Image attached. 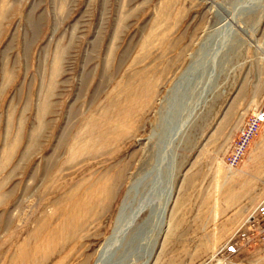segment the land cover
I'll return each instance as SVG.
<instances>
[{
	"label": "rangeland",
	"instance_id": "374dc122",
	"mask_svg": "<svg viewBox=\"0 0 264 264\" xmlns=\"http://www.w3.org/2000/svg\"><path fill=\"white\" fill-rule=\"evenodd\" d=\"M261 109L264 0H0V264H95L165 126L166 218L144 210L115 264H264V123L228 166Z\"/></svg>",
	"mask_w": 264,
	"mask_h": 264
},
{
	"label": "bare ground",
	"instance_id": "6f19581e",
	"mask_svg": "<svg viewBox=\"0 0 264 264\" xmlns=\"http://www.w3.org/2000/svg\"><path fill=\"white\" fill-rule=\"evenodd\" d=\"M185 126H187V125H185ZM168 128H169L168 126L167 127L165 126V128L163 129V132H165V133L168 132V133H167L165 138L163 137L164 139H162V140H164V141L158 146L159 155L157 157V161L153 165L152 169L150 168V171H148L146 174H145L146 169H144L145 175L143 174L144 176H141L142 178L139 177L140 179H138V182L141 183L143 181V184L145 183L144 180L147 179L146 182L148 181V183L145 184V188H146V192L147 191H149V192L142 195L140 203L132 211V214L130 213L131 216L127 215L126 217L122 216L120 218L119 227L114 229L115 232H113L112 235L109 236V238L105 241L104 244L106 246L104 247V245H102L101 248L99 249L98 254L100 253V251H101V254L99 255V258L97 257L99 259L97 264H100L99 261L101 262L103 259L108 261L110 258H111V264L116 263L114 257L112 256L113 253H115L121 247L125 236H127L128 231H130L129 228H131V226L135 224V222L137 221L136 219H138L139 215L142 212H144V210H146L147 208H148V210L151 209L150 210L151 213H150L148 219H149V221L153 220L152 221L153 223H155V222L158 223V221L160 222L161 220L163 222L164 219L166 218L168 206L172 200V194H173L172 182H173V177H174V167H176L175 166V160L177 158L175 150H174V148L177 146L175 144V139H177V138L174 139V137H175L174 135H176L179 132L177 130V128L176 129L171 128V130H170L171 134H170ZM149 166H150V164H149ZM140 175H142V174H140ZM140 175H138V176H140ZM138 176H136V177H138ZM132 186H134V185H132ZM140 190L141 189H138V191H140ZM134 191H136V190H134ZM134 200H136V199H134ZM124 204H126V203H124ZM128 204H130V203H128ZM122 208H125V207L122 206ZM144 215L146 216V214H144ZM117 223H115V224H117Z\"/></svg>",
	"mask_w": 264,
	"mask_h": 264
},
{
	"label": "built area",
	"instance_id": "2783aa9c",
	"mask_svg": "<svg viewBox=\"0 0 264 264\" xmlns=\"http://www.w3.org/2000/svg\"><path fill=\"white\" fill-rule=\"evenodd\" d=\"M264 123V109L256 112L252 117L249 124L240 131L239 140L235 146L234 152L228 158V166L235 168L243 158L247 148L253 141L255 135L259 132L262 124ZM264 240V232L261 235Z\"/></svg>",
	"mask_w": 264,
	"mask_h": 264
},
{
	"label": "crops",
	"instance_id": "0c3cea01",
	"mask_svg": "<svg viewBox=\"0 0 264 264\" xmlns=\"http://www.w3.org/2000/svg\"><path fill=\"white\" fill-rule=\"evenodd\" d=\"M261 159H263L264 162V155L260 156ZM248 173H245L247 175ZM247 178V177H246ZM246 182H249L252 186L251 192H256L258 194V202L255 204L254 208L256 211H259L260 219L258 221H261L264 219V168L258 169L255 171H250L249 178L246 179Z\"/></svg>",
	"mask_w": 264,
	"mask_h": 264
},
{
	"label": "water",
	"instance_id": "95a60500",
	"mask_svg": "<svg viewBox=\"0 0 264 264\" xmlns=\"http://www.w3.org/2000/svg\"><path fill=\"white\" fill-rule=\"evenodd\" d=\"M118 220H119V218H118ZM114 232H115V231H114ZM105 246H106V245L104 244V247H105ZM100 254H101V251H100V253L98 254V258H99V255H100ZM115 254H116V252H115V253H113V255H112V256L114 257V256H115ZM98 258L96 259V262H95V264H97V263H98V260H99ZM99 263H100V264H106V263H107V264H111V258H110L108 261H106L105 259H103L101 262L99 261Z\"/></svg>",
	"mask_w": 264,
	"mask_h": 264
}]
</instances>
